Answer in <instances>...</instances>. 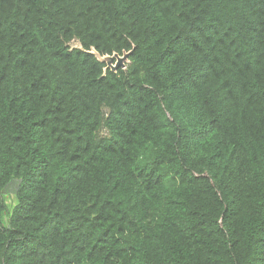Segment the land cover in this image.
Here are the masks:
<instances>
[{
  "label": "trees",
  "instance_id": "16d2710c",
  "mask_svg": "<svg viewBox=\"0 0 264 264\" xmlns=\"http://www.w3.org/2000/svg\"><path fill=\"white\" fill-rule=\"evenodd\" d=\"M0 33V264H264V0H0Z\"/></svg>",
  "mask_w": 264,
  "mask_h": 264
},
{
  "label": "water",
  "instance_id": "95a60500",
  "mask_svg": "<svg viewBox=\"0 0 264 264\" xmlns=\"http://www.w3.org/2000/svg\"><path fill=\"white\" fill-rule=\"evenodd\" d=\"M129 53L130 52L128 51V52H124L122 55H119L118 53H113L112 55H104L106 56L104 60L98 58V57H101V55H99L98 53H95V54L100 61H104L106 63L107 67L115 71L119 67H123L125 65L124 61L128 59ZM114 57H116L115 60L113 59Z\"/></svg>",
  "mask_w": 264,
  "mask_h": 264
},
{
  "label": "rangeland",
  "instance_id": "374dc122",
  "mask_svg": "<svg viewBox=\"0 0 264 264\" xmlns=\"http://www.w3.org/2000/svg\"><path fill=\"white\" fill-rule=\"evenodd\" d=\"M71 47H79V43L77 41H72L71 44H70ZM106 56H101V57H98L100 59H103L105 58ZM114 60L116 59V57L113 58ZM127 63V60L124 61V64ZM125 68V66H123ZM14 188H15V184H11L7 187V189L5 190V194L7 195V198H8V201H12L14 199Z\"/></svg>",
  "mask_w": 264,
  "mask_h": 264
},
{
  "label": "snow or ice",
  "instance_id": "6c2138e0",
  "mask_svg": "<svg viewBox=\"0 0 264 264\" xmlns=\"http://www.w3.org/2000/svg\"><path fill=\"white\" fill-rule=\"evenodd\" d=\"M4 37H3V34L2 33H0V39H3ZM146 163H150V162H148V161H146ZM154 183H158L159 181H157V180H154L153 181Z\"/></svg>",
  "mask_w": 264,
  "mask_h": 264
}]
</instances>
